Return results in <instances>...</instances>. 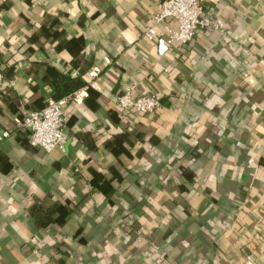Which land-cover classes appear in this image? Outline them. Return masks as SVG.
I'll return each instance as SVG.
<instances>
[{
	"label": "crops",
	"instance_id": "obj_1",
	"mask_svg": "<svg viewBox=\"0 0 264 264\" xmlns=\"http://www.w3.org/2000/svg\"><path fill=\"white\" fill-rule=\"evenodd\" d=\"M202 3L224 33L168 48L155 0H0V264H264V0ZM76 79L64 148L31 146ZM132 82L161 106L122 111Z\"/></svg>",
	"mask_w": 264,
	"mask_h": 264
},
{
	"label": "built area",
	"instance_id": "obj_2",
	"mask_svg": "<svg viewBox=\"0 0 264 264\" xmlns=\"http://www.w3.org/2000/svg\"><path fill=\"white\" fill-rule=\"evenodd\" d=\"M156 11L152 15L150 25L144 30L143 35L153 40L156 35V27L163 25L166 32V45L183 46L190 43L199 30H213L220 34L224 33V22L214 13L205 10L202 0H155ZM173 20L175 26L167 22ZM90 80L87 85L97 88L95 81L96 73L93 70L87 72ZM137 82L128 84L123 91L116 95V102L122 111L131 114L151 113L160 106V96L157 94L134 95ZM3 73L0 71V90L9 87ZM73 99V93L66 95L62 100H49L43 107L26 110L23 117L18 121V126L28 133V142L31 146L41 147L46 151L54 148H64L68 139L65 124L62 119L61 106L64 102ZM9 135L8 130H3L1 136Z\"/></svg>",
	"mask_w": 264,
	"mask_h": 264
},
{
	"label": "trees",
	"instance_id": "obj_3",
	"mask_svg": "<svg viewBox=\"0 0 264 264\" xmlns=\"http://www.w3.org/2000/svg\"><path fill=\"white\" fill-rule=\"evenodd\" d=\"M84 83L85 82L76 79L71 84H64L62 88L56 87L54 92V98H59L64 95L71 94L74 91V89L82 86Z\"/></svg>",
	"mask_w": 264,
	"mask_h": 264
}]
</instances>
